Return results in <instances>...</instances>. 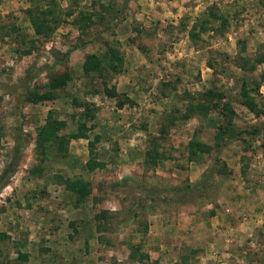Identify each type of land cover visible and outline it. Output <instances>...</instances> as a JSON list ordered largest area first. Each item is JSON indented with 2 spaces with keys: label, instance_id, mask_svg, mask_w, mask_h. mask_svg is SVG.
Segmentation results:
<instances>
[{
  "label": "rangeland",
  "instance_id": "rangeland-1",
  "mask_svg": "<svg viewBox=\"0 0 264 264\" xmlns=\"http://www.w3.org/2000/svg\"><path fill=\"white\" fill-rule=\"evenodd\" d=\"M50 1L0 0V171L20 137L0 189V264H264V0H52L60 23L42 38L24 11ZM79 10L93 14L82 32ZM66 49L49 71L70 79L24 100ZM109 49L119 69L82 73L85 54ZM48 115L63 124L40 155ZM81 120L87 137L71 138ZM220 125L239 135L215 145ZM191 138L209 151L189 160ZM210 165L189 198L175 190Z\"/></svg>",
  "mask_w": 264,
  "mask_h": 264
},
{
  "label": "trees",
  "instance_id": "trees-1",
  "mask_svg": "<svg viewBox=\"0 0 264 264\" xmlns=\"http://www.w3.org/2000/svg\"><path fill=\"white\" fill-rule=\"evenodd\" d=\"M46 7H42L39 5L38 2H32L30 5L25 9V15L28 18L29 24L33 30V33L36 36H41L42 38H47L54 30V28L60 23V14L57 9H55V5L53 1L46 3ZM69 14V13H67ZM77 17L73 19V25L82 32L83 30L88 27V23L91 22V17L93 16L92 13H88L86 11L79 10L77 13ZM208 16L213 18L215 13L210 11ZM223 25L224 21L222 17H218ZM204 23V24H203ZM208 23V19L202 21L201 28H206L205 25ZM69 49H66L62 54L61 57L56 58L52 61L50 68L45 67L47 72V83L46 87L47 90L43 92H36L34 90H26L24 93V100L37 102L44 99H52L55 96V90L63 86L69 79L70 73L67 71H63L60 74H55L50 72L49 69L59 61H64L67 59L69 55ZM114 60L117 63H114ZM120 58L118 56V52L112 49L109 51H104L98 54L89 53L85 54L83 61L81 63L82 73L84 75H88L92 77V75L97 74L98 76H103L105 70H117L120 68ZM103 84V90L108 97H114V92L109 91L105 82ZM240 94L246 96V92L244 91L243 87L240 89ZM125 101L117 100V105L121 106L123 102H128L132 104L130 99L124 98ZM79 104V103H78ZM77 104V105H78ZM190 108V106H189ZM88 108H84V114L87 117H91L92 113ZM190 114V113H189ZM182 119H186L189 117L188 112L182 115ZM62 121L55 120L51 116H47L44 123L36 128V138H35V148L39 151L40 155L46 154V147H50L53 145L54 140L60 137L56 134V131L61 127ZM86 130L87 126L85 125L84 121H78L76 125V130L70 134L71 138H86ZM228 136L229 139H235L239 135V131L234 130L230 125L226 127H222L221 125L218 127V130L214 134L215 138V145H218L219 141L224 139ZM99 139L98 135H94L93 139L88 140V149L92 151V144L93 141ZM187 158L189 160H194L199 158V156L209 151V147L201 142L195 141L193 138L189 139L187 142ZM46 146V147H45ZM20 150V137L17 136L15 138V142L12 147L11 158L9 162L4 165L2 170L0 171V189L7 184L8 179L15 171V167L17 165L18 155ZM150 156L152 162H154V158ZM101 163L91 162L89 159L86 162V169L92 170L95 166H99ZM213 175V167L210 165L205 171H203L200 175V178L196 181L195 184L187 183L185 187L182 188H175L179 194H186L184 197L189 198L192 195V191H196L197 189H201L204 185H206L207 180L211 179ZM72 185V190L76 193V200L84 199L89 193L90 189L88 187V182H84L82 180L76 179L74 180ZM172 189L171 191H175ZM149 193V191H147Z\"/></svg>",
  "mask_w": 264,
  "mask_h": 264
}]
</instances>
